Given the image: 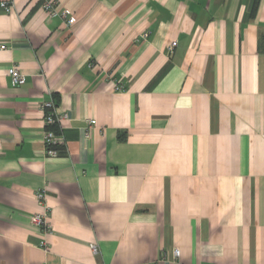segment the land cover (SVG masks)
Returning a JSON list of instances; mask_svg holds the SVG:
<instances>
[{
	"label": "crops",
	"instance_id": "0c3cea01",
	"mask_svg": "<svg viewBox=\"0 0 264 264\" xmlns=\"http://www.w3.org/2000/svg\"><path fill=\"white\" fill-rule=\"evenodd\" d=\"M43 2L0 6V264H264V0Z\"/></svg>",
	"mask_w": 264,
	"mask_h": 264
},
{
	"label": "built area",
	"instance_id": "2783aa9c",
	"mask_svg": "<svg viewBox=\"0 0 264 264\" xmlns=\"http://www.w3.org/2000/svg\"><path fill=\"white\" fill-rule=\"evenodd\" d=\"M54 4H55L54 0H44L43 2L44 11L52 16L57 15L59 11L57 10V8L54 7ZM0 6H2L6 10V12H10L12 9L9 0H0ZM66 14H67L66 11L62 12L63 16H66ZM68 23L73 24L74 19H69ZM174 46L175 43H173L170 46L169 50L172 51ZM8 73L11 78V84L13 87H19L25 84L26 77L17 67H13L9 69ZM117 90L123 91L124 88L122 86H118ZM41 111L43 113V121H44V143L46 146V154L50 157H56L59 152L58 147L62 144L63 140L56 133L55 127L58 124L61 125L67 119V116L65 114L58 112L56 103L53 100L43 102L41 105ZM95 124L96 123L93 120L88 121L89 128H91ZM87 135H89V131H87ZM36 198L40 203L43 204L45 198V191L39 190L36 193ZM30 220H31V224L36 227H39L45 235L51 232L48 210H45L44 212L41 213L33 214ZM40 245L41 247L46 249L47 242L45 241V239L41 241ZM92 249L94 250V252L97 251L94 246L92 247ZM174 255L178 257L180 255V251L178 249H175Z\"/></svg>",
	"mask_w": 264,
	"mask_h": 264
},
{
	"label": "trees",
	"instance_id": "16d2710c",
	"mask_svg": "<svg viewBox=\"0 0 264 264\" xmlns=\"http://www.w3.org/2000/svg\"><path fill=\"white\" fill-rule=\"evenodd\" d=\"M257 6H258V2L256 1L252 10L253 13L256 12ZM259 45H260V49H262V51L264 52V33L260 37Z\"/></svg>",
	"mask_w": 264,
	"mask_h": 264
}]
</instances>
